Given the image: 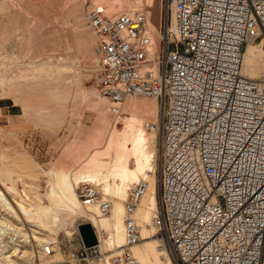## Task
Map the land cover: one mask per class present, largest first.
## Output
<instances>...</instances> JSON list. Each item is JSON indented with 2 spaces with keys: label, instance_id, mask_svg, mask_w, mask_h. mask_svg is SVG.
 Wrapping results in <instances>:
<instances>
[{
  "label": "built area",
  "instance_id": "2783aa9c",
  "mask_svg": "<svg viewBox=\"0 0 264 264\" xmlns=\"http://www.w3.org/2000/svg\"><path fill=\"white\" fill-rule=\"evenodd\" d=\"M165 22L155 69L145 66L143 13H107L99 3L87 13L98 90L113 100L155 95L162 106L155 234L177 264H264V67L255 77L241 71L249 40L262 41L264 55V0H165ZM147 185L141 178L129 188L125 244L104 264H139L129 246L141 238L134 210ZM76 191L110 212L96 184L80 181ZM99 248L80 254L89 261Z\"/></svg>",
  "mask_w": 264,
  "mask_h": 264
},
{
  "label": "rangeland",
  "instance_id": "374dc122",
  "mask_svg": "<svg viewBox=\"0 0 264 264\" xmlns=\"http://www.w3.org/2000/svg\"><path fill=\"white\" fill-rule=\"evenodd\" d=\"M121 1L0 0V74L3 71L1 60L14 57L20 64L30 59H49L54 63L61 61L66 66L76 62L70 69H64L58 80H45L41 85L34 82L32 87L17 84L0 92V169L9 171L16 179L15 188L20 193L17 197L27 196L25 199L35 206L46 202L59 210H71V203L60 195V190L66 188V185L56 183L54 178L67 173L70 180L73 175L93 170L96 168L95 164H99L103 170L107 169L116 150L115 133L128 128L120 121L122 117L129 115L124 110V105L129 98H143L128 97L123 104H116L102 95L95 82L99 53L95 35L87 25V13L94 3L104 5L109 13L115 12L114 3L120 4ZM136 1L139 2L138 6L127 11L138 10L144 13L150 31L153 32V24L159 26L164 33L165 0H160L159 7L156 0ZM156 4L158 8L155 7ZM163 36L165 37V33ZM257 57L261 58L259 52ZM253 60L249 61L250 69L264 67L262 61L259 60L256 66ZM23 65L26 67L25 63ZM148 98L156 100L159 108L162 107L159 99ZM23 103H32L29 112L22 110ZM41 109L50 122L40 117L38 111ZM160 121L161 112L156 122L158 128L155 141L156 211L159 209ZM115 182L118 184L121 181L116 179ZM132 186L133 184H128L125 189L122 200L124 204ZM74 189L76 191V187ZM51 194H55L54 200L50 199ZM108 196L116 201L117 196L113 193ZM3 214L8 217L11 227L18 229L19 234L5 227L0 229V247L3 245L5 256L8 255L17 262L13 263L0 256V264H42V260L46 264H104L105 256L110 255V252H103L99 248L88 251L89 261L82 258L80 252L83 243L80 235L77 231L69 233L68 224L67 228L59 226L57 230L51 231L37 226L35 218L24 221L20 214L11 210H5ZM72 217L77 222H82L84 218L79 213H73ZM92 218L89 220L92 221ZM97 220L102 224L98 232L104 236L107 218L99 217ZM31 229L40 231L51 239L53 236L56 238L57 248L51 251L49 257L44 258L45 255L38 254L41 246L29 243ZM156 231L153 228L150 238L141 243L151 242L156 250L166 244L170 257L162 255V263L177 264L171 248L159 233L155 234Z\"/></svg>",
  "mask_w": 264,
  "mask_h": 264
},
{
  "label": "bare ground",
  "instance_id": "6f19581e",
  "mask_svg": "<svg viewBox=\"0 0 264 264\" xmlns=\"http://www.w3.org/2000/svg\"><path fill=\"white\" fill-rule=\"evenodd\" d=\"M156 2L159 7L160 0H156ZM138 4L139 2L136 0H122L120 4H117L116 2L114 3L113 10L115 12H112L111 10L110 11L111 13H117L123 10V12L133 14V12H128L127 10L129 8V10H133L138 6ZM157 4L155 7H157ZM103 7L105 11L109 13L104 5ZM145 23L147 24L148 33L151 36L149 53L150 59H152V62L145 66L152 65V67L156 69L159 61L161 49L160 41L163 38V33L159 26H154L153 24V32H151L148 27L146 16ZM261 44L262 41L255 42L249 40L245 45L241 62V71L249 77L257 76L261 70V68L258 69L257 67L250 69V60L254 59L253 61L256 66L259 60L262 61L264 65V55ZM258 52L261 54V58L257 57ZM24 63L26 67L23 65ZM24 63L20 64L16 57L1 60V69H3V71L0 74V92H3L7 90L8 87H12L17 84H24L26 87H32L34 86V82H36L35 84L37 85H41V82L45 80H58L59 77L64 73V69H70L71 67L75 66L76 62H72V64L66 66L65 63L61 61L54 63L49 59H40L39 61L30 59ZM103 96L116 104H123L125 99H128V97H143L129 98L124 105L123 108L125 111L129 112V115L122 117L120 121H122L128 128L115 133L116 150L113 152L110 164L107 169L103 170L99 164H95L96 168L93 170L87 171L80 175H73L70 180L68 179L69 174L67 173L59 174L58 178H54L56 183L58 182L60 185H66V188H62L60 190V195L71 203V210H59L52 205H48L46 202H43V205L35 206L31 204L30 201L25 199L27 196H20V198H18L17 195L20 193L15 188V178L10 174L9 171L0 169V229L5 227L11 229L12 231L18 232L17 228L14 226L11 227V224L8 222L9 219H7L8 217L3 214L5 210H11L17 215L20 214L22 220L24 221H31V219L35 218V224L37 226L49 228L51 231L57 230L59 226H66L67 228V226L70 225L68 228L69 233L75 231L79 232L78 224L80 222H77L76 219L72 217L73 213H79L84 217L82 222L91 223L97 237L98 246L103 252H110V255L105 256V260H107L114 253L120 252L122 250V246L125 244V235L123 229L125 204L122 202L125 189L128 184L134 185L136 181L144 178L148 181V185L145 192L138 200L134 210V217L138 224L141 238L139 241L131 244L129 249L139 264H173L162 263V255L166 256L167 258L170 257L166 244L159 246V248L156 250L151 242L141 243L142 240H147L150 238L153 228L157 229V225H155L153 222V216L157 214L158 211H156L157 190L155 166L157 160V146L155 141L156 129L158 128L156 122L160 116L162 107L159 108L158 102L156 100H151L148 97L156 99L159 98L155 95L130 94L125 96L122 100H113L106 95ZM22 107L24 112H29V108L32 107V103H23ZM111 107L116 109L115 106ZM44 111L46 110L44 109ZM38 112H40V117L43 118V120L50 122L48 120L49 118L44 114L45 112H43L42 109ZM150 123H154L155 125L153 127H148ZM7 176H9V178H7ZM116 179H119L121 182L117 184L115 182ZM80 181L92 182L96 184L97 187H99L100 190L106 195L113 193L115 196H117L116 201H113L109 197L112 203L109 213L101 214L99 206L96 202L82 203L74 189V187H76L77 183ZM24 183L26 184V182ZM26 185H29V183L27 182ZM54 196L55 194H51L49 197L51 200H54ZM66 217L69 219L65 220ZM91 217H93L92 221H90ZM99 217L107 218L108 225L104 236L98 232V228H100L102 225L97 220ZM47 219H50L49 222H47ZM30 232L31 240H29V243L31 245H35L36 243L38 247L41 246L38 248V254L45 255L44 258L49 257L51 252L45 253L43 247L46 243H48L51 245L52 250L56 249L58 245L56 238L53 236L51 239L50 236H47L35 229H31ZM52 235H54L53 232ZM3 248L4 246L1 245L0 256L7 258L13 263H17L15 262L16 260L10 259V256H5ZM42 264L46 263H43L42 260Z\"/></svg>",
  "mask_w": 264,
  "mask_h": 264
},
{
  "label": "water",
  "instance_id": "95a60500",
  "mask_svg": "<svg viewBox=\"0 0 264 264\" xmlns=\"http://www.w3.org/2000/svg\"><path fill=\"white\" fill-rule=\"evenodd\" d=\"M78 231L84 246L88 247L97 244V237L90 222H80Z\"/></svg>",
  "mask_w": 264,
  "mask_h": 264
}]
</instances>
